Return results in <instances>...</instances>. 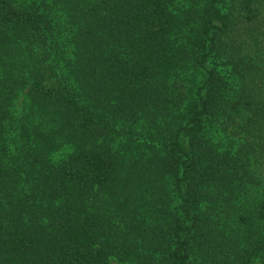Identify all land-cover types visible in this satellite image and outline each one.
<instances>
[{
    "label": "trees",
    "instance_id": "obj_1",
    "mask_svg": "<svg viewBox=\"0 0 264 264\" xmlns=\"http://www.w3.org/2000/svg\"><path fill=\"white\" fill-rule=\"evenodd\" d=\"M112 258L264 264V0H0V264Z\"/></svg>",
    "mask_w": 264,
    "mask_h": 264
},
{
    "label": "rangeland",
    "instance_id": "obj_2",
    "mask_svg": "<svg viewBox=\"0 0 264 264\" xmlns=\"http://www.w3.org/2000/svg\"><path fill=\"white\" fill-rule=\"evenodd\" d=\"M23 1H24V0H18V2H23ZM26 91H27V90H24V91L21 93V95L19 96V99H17V101H16V105H15V107H17L18 109H19L20 106H21V102H22V100L25 99V93H26ZM144 123H145V122H144ZM138 129H141V128H140V127H137L136 130H138ZM111 264H128V263H121V262H119L117 259L112 258V259H111ZM255 264H259V260H257Z\"/></svg>",
    "mask_w": 264,
    "mask_h": 264
}]
</instances>
